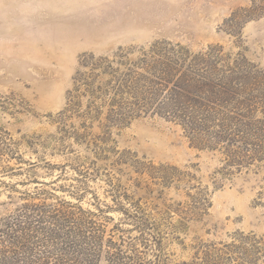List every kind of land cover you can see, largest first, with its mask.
<instances>
[{
	"label": "rangeland",
	"instance_id": "374dc122",
	"mask_svg": "<svg viewBox=\"0 0 264 264\" xmlns=\"http://www.w3.org/2000/svg\"><path fill=\"white\" fill-rule=\"evenodd\" d=\"M66 19L98 39L72 46L43 30ZM156 42L220 47L212 60L257 75L264 94V0H0V219L62 201L107 211L82 225L106 232L81 244L79 264H264V160L236 172L159 116L92 120L112 85L85 93L96 73L85 58L131 63ZM27 245L28 259L63 246L43 233Z\"/></svg>",
	"mask_w": 264,
	"mask_h": 264
},
{
	"label": "trees",
	"instance_id": "16d2710c",
	"mask_svg": "<svg viewBox=\"0 0 264 264\" xmlns=\"http://www.w3.org/2000/svg\"><path fill=\"white\" fill-rule=\"evenodd\" d=\"M220 49L212 47L204 53L191 54L179 45L156 42L142 49L141 56L131 63L121 61L119 52L110 58L89 55L85 64L90 62L96 73L88 83L91 90L85 93L106 94L101 83L112 85L108 103L95 110L92 120H99L101 126L108 128L141 116H159L180 125L191 136L192 147L222 150L226 166L236 172L260 164L264 160V117L254 118L264 99V94H256L259 77L212 60ZM127 64L129 67L121 70ZM96 81L100 85L93 91ZM103 113L104 122L100 120ZM260 113L264 115L263 108ZM120 211L131 217L128 211ZM105 212L63 201L54 204L50 211L44 205L24 204L0 219V264H79L85 250L81 244L89 240L98 247L97 241L106 232L82 225ZM49 222L57 230L43 225ZM39 233L50 242L63 245L56 257L51 254L53 262L48 257L25 256L29 253L27 244Z\"/></svg>",
	"mask_w": 264,
	"mask_h": 264
},
{
	"label": "bare ground",
	"instance_id": "6f19581e",
	"mask_svg": "<svg viewBox=\"0 0 264 264\" xmlns=\"http://www.w3.org/2000/svg\"><path fill=\"white\" fill-rule=\"evenodd\" d=\"M55 18H66L62 14H56L54 15ZM43 30L46 33H49L53 36V38H57L59 41L66 43V44H72L74 46V42L78 40L79 38H82L84 40L85 47H90L94 41L98 39L97 32L92 29H85L82 27H78L77 24L73 20L66 19L64 23H58L54 26H51L48 28H43Z\"/></svg>",
	"mask_w": 264,
	"mask_h": 264
}]
</instances>
